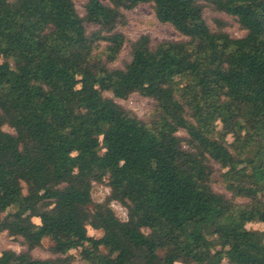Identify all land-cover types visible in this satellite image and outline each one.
<instances>
[{"label":"trees","instance_id":"1","mask_svg":"<svg viewBox=\"0 0 264 264\" xmlns=\"http://www.w3.org/2000/svg\"><path fill=\"white\" fill-rule=\"evenodd\" d=\"M143 3L181 39L142 34L113 66ZM84 7L0 0V233L24 247L0 264H264L249 227L264 224V0ZM207 7L246 34L214 30ZM135 93L153 101L146 119L118 101ZM46 238L54 256L36 257Z\"/></svg>","mask_w":264,"mask_h":264},{"label":"rangeland","instance_id":"2","mask_svg":"<svg viewBox=\"0 0 264 264\" xmlns=\"http://www.w3.org/2000/svg\"><path fill=\"white\" fill-rule=\"evenodd\" d=\"M88 0H76V5L78 10L81 13H84L85 7ZM105 3H108L109 0H102ZM128 16V23L120 28V31L124 32L129 40V43L125 46L123 51L121 52L118 60L114 62L113 66L122 67L131 59L130 51H131V43L137 40L142 34H149L152 36L153 42L158 43L163 40H178L181 39L178 32L174 29V27L169 23H163L158 20L156 17L153 6L149 3H143L138 5L136 8L132 10L126 11ZM205 17L208 23L214 30L224 29L228 31L232 36L242 37L246 34V32L241 28L236 17L232 15H228L223 12L216 11L211 7H207L205 10ZM94 28L89 26V30H93ZM118 101L131 109L134 113L139 115L142 118H148L151 114V109L153 106V101L147 97L142 96L139 93L132 94L127 99H118ZM5 129L8 131H14L11 127L5 126ZM181 134H184L182 131ZM230 139H232L230 137ZM217 172L214 176V187L219 192H227L223 183L219 182V172L221 170L220 165L214 164ZM109 193V187L106 184H99L93 188V197L96 200L104 199ZM112 207L116 211L119 217L122 219H127V210L119 203L114 202ZM36 221H39L38 218H35ZM249 227L256 229H264V224L257 222L249 224ZM89 233L94 236H102L103 230H97L93 227H89ZM53 244L52 240L46 238L41 247H38L34 250V255L40 258H46L54 256L49 247ZM8 248H13L18 251L24 250V247L19 243L18 240L13 238L8 234V232L0 233V253ZM73 253H77L76 250L72 251ZM76 264H85L81 261H77ZM181 264V263H177Z\"/></svg>","mask_w":264,"mask_h":264}]
</instances>
